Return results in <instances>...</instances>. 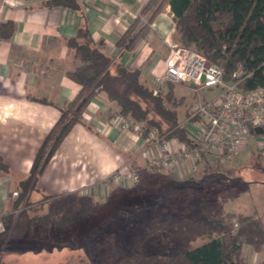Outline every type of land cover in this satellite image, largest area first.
<instances>
[{
    "label": "crops",
    "instance_id": "crops-1",
    "mask_svg": "<svg viewBox=\"0 0 264 264\" xmlns=\"http://www.w3.org/2000/svg\"><path fill=\"white\" fill-rule=\"evenodd\" d=\"M49 1L0 0V25H12L8 38L0 31V238L7 234L6 221L24 212V225L17 230L31 232L28 219L45 217V208L52 209V202L71 198L69 201L79 202L80 207L82 200L89 206L102 196L107 202L115 192L132 191L135 182L120 177L123 166L136 173V182L148 174L144 139L123 131V119L113 116L115 108L103 93H98L85 108L81 122L71 128L43 166L26 204L12 211L18 198L13 192H21V183L30 175L39 149L59 120L60 109L80 90L66 76L78 66L66 42L86 28L106 55L128 70H137L140 83L152 90L162 77L170 51L166 40L177 44L169 6L152 19L134 46L125 50L117 46L118 40L138 17L141 22L133 31H139L144 17H148L143 10L151 0H75L78 10L52 6ZM201 162L205 166L200 173L209 165L207 158ZM193 164L197 162L177 163L169 170L150 169L148 175L172 185L190 183L186 178ZM253 173L264 184V171ZM32 211L35 215H30ZM248 215L261 216L264 221V213ZM249 249L253 252L250 256L248 251L249 260L243 255L247 263L263 264L264 247L259 251Z\"/></svg>",
    "mask_w": 264,
    "mask_h": 264
},
{
    "label": "trees",
    "instance_id": "trees-1",
    "mask_svg": "<svg viewBox=\"0 0 264 264\" xmlns=\"http://www.w3.org/2000/svg\"><path fill=\"white\" fill-rule=\"evenodd\" d=\"M157 2V7L151 12L150 9ZM47 4L72 10L79 8L75 0H50ZM166 6H169L174 16L175 43L220 68L224 80H231L240 70L251 72L250 78L240 82L243 89L264 87V0H151L143 10V15L150 13L139 31L134 33L133 28L141 22L140 17L118 40L117 46L131 49L152 19ZM0 31L4 38H8L12 25L2 24ZM66 43L74 51V58L78 62V66L67 71L66 76L79 85L80 90L60 109V118L39 149L30 175L21 183V192L17 193L12 211L26 204L27 196L34 188L43 166L71 128L81 122L85 108L98 93H103L115 108L113 116L121 117L131 126L136 124L144 130L155 129L160 135H166L168 140L190 146L185 123L187 112L185 119L180 121L178 113L167 107L173 93L172 86H166L168 94L163 97L161 90L142 85L139 72L128 70L106 55L100 45L94 43L86 28L79 29L77 37ZM37 101L49 104L46 100ZM208 155L201 152V161L206 160ZM1 168L7 170L5 166ZM189 184L169 185L164 198L158 196L156 203L147 207L158 208L167 196L174 197L176 190L188 191ZM193 185H197V182ZM202 204L205 207L199 210V217L171 215L169 212L163 218L161 215L152 217L149 223L143 225L141 234L132 235L129 248L119 254L113 264H248L243 257L242 246H249L254 251L264 247L263 218L225 212L212 200ZM81 205L79 216L85 217L92 212L85 200H82ZM169 209L171 211V207ZM50 210L54 211L53 208ZM56 213L48 212L45 217L37 218L38 224L55 230L70 226L72 221L68 220L66 225L59 224L54 219ZM32 220L28 219V222ZM19 227L20 224H17V229ZM159 234L170 236L171 248L167 254L154 253L147 248L149 239Z\"/></svg>",
    "mask_w": 264,
    "mask_h": 264
},
{
    "label": "rangeland",
    "instance_id": "rangeland-1",
    "mask_svg": "<svg viewBox=\"0 0 264 264\" xmlns=\"http://www.w3.org/2000/svg\"><path fill=\"white\" fill-rule=\"evenodd\" d=\"M157 4L158 2L150 9L151 12ZM167 85L173 87L167 107L178 113L180 121L185 119V113L198 101H211L220 92L218 88H211L195 93L188 86ZM161 91V95L166 97L167 87ZM186 124V127L191 126ZM252 140H248L246 150L238 156L208 155L209 165L205 173H200L205 166L204 162L193 164L192 172L187 174L186 178L191 183L188 191L176 190L174 197L167 196L158 208L147 206L154 205L158 196L164 198L163 195L169 190L168 186L173 182L155 180L148 175L151 171L146 167L145 172L148 174L132 184L135 186L132 191L115 192L113 198L107 202L102 196L96 203L89 204L93 207L92 212L84 215L85 217L78 215L80 203L69 201L71 198L66 202H52L50 206L54 211H49L46 205L45 214L57 211L54 219L59 224L66 225L67 220L72 221L65 229L55 230L42 224L40 226L39 219H36L30 225L31 232H20L17 230V224H20L19 228L24 225V212L18 218H12L5 223L8 230L7 234L0 238V264H113L118 255L129 248L132 235L141 234L143 225L149 223L152 217L161 215L163 218L168 212L171 215L186 214L199 217V210L205 207V204L201 203L208 200H212L213 204L225 212L261 215L264 213V184L259 182L258 175L253 171H264V152L256 149ZM258 173L262 175L259 171ZM195 182L197 185H193ZM69 205L72 217L69 215ZM30 215L35 214L32 211ZM149 240L147 248L151 252H170V236L159 234ZM248 251L251 256L253 252L243 245L242 253L249 260Z\"/></svg>",
    "mask_w": 264,
    "mask_h": 264
},
{
    "label": "built area",
    "instance_id": "built-area-1",
    "mask_svg": "<svg viewBox=\"0 0 264 264\" xmlns=\"http://www.w3.org/2000/svg\"><path fill=\"white\" fill-rule=\"evenodd\" d=\"M166 42L170 51L162 77L155 81V90L160 91L166 84H185L195 93L211 88L220 92L213 100L198 101L187 111L185 123L191 125L186 127L189 147L166 139V135L155 129L131 126L123 119L121 129L143 138L147 144L146 166L153 171L169 170L177 163L200 162L201 152L219 157L238 156L246 150L250 138L256 149L264 151V87L245 90L240 85L251 77V72L239 70L231 80H224L222 70L204 57L169 40ZM256 129L261 133H256ZM119 173L131 182L137 181L136 173L125 166Z\"/></svg>",
    "mask_w": 264,
    "mask_h": 264
},
{
    "label": "water",
    "instance_id": "water-1",
    "mask_svg": "<svg viewBox=\"0 0 264 264\" xmlns=\"http://www.w3.org/2000/svg\"><path fill=\"white\" fill-rule=\"evenodd\" d=\"M255 132H256V133H261V130L256 129Z\"/></svg>",
    "mask_w": 264,
    "mask_h": 264
}]
</instances>
